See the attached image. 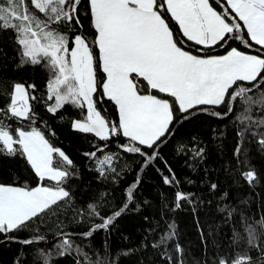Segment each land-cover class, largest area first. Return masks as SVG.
<instances>
[{
    "label": "snow or ice",
    "instance_id": "6c2138e0",
    "mask_svg": "<svg viewBox=\"0 0 264 264\" xmlns=\"http://www.w3.org/2000/svg\"><path fill=\"white\" fill-rule=\"evenodd\" d=\"M82 17L89 22L87 34ZM6 32L19 58L17 68L39 67L48 76L40 95L34 83L13 82L10 91L4 88L0 103V157L23 161L25 171L37 180L35 186L23 179L0 183V243L22 246L14 264H52L63 258H72L74 264H119L121 255L137 251L111 256V231L124 215L149 204L145 200L141 205L135 198L141 174L162 159L160 150L177 127L198 115L225 119L235 114L238 163L242 152L247 155L246 134L257 138L264 153V0H0V35ZM218 49L224 54H214ZM106 102L114 106L118 119L102 108ZM37 104L60 122L70 121L73 131L94 137L95 151L83 155L94 163L98 181L118 185L125 178L130 165L122 153L142 158L119 207L110 190L100 191L86 207L74 204L67 185L79 178V169L53 143L56 134L37 112ZM113 140L117 150L109 151ZM192 140L191 146L178 143L176 154L202 160L205 148L199 147L196 137ZM164 165L168 175L157 168L163 184L177 189L170 211L181 209L185 202L195 211L202 201L181 191L175 172L167 161ZM241 178L250 187L259 179L254 168L242 172ZM217 188L211 185V191ZM227 196L225 192L222 199ZM69 211L71 222L86 223L87 230L65 231ZM219 211L231 221L237 209L225 205ZM239 215L242 231L232 228L231 245L239 249L243 244V249L214 255L211 264H264V213L253 222L246 213ZM165 225L152 247L164 246L161 258L167 264H185L178 239L175 261L167 251L177 236L175 221ZM42 228L55 233L54 251L40 247L51 243ZM158 228L159 222L147 234ZM98 232L105 236V254L96 248L93 259L85 250L92 245L81 246L74 237L91 241ZM200 232L207 256L206 238ZM21 233L29 235L21 239ZM29 246H36L31 261L23 250Z\"/></svg>",
    "mask_w": 264,
    "mask_h": 264
},
{
    "label": "trees",
    "instance_id": "16d2710c",
    "mask_svg": "<svg viewBox=\"0 0 264 264\" xmlns=\"http://www.w3.org/2000/svg\"><path fill=\"white\" fill-rule=\"evenodd\" d=\"M212 2V0H210ZM170 19V17H169ZM84 25L83 32L89 31V22L82 17ZM173 23V28L178 31V26ZM10 33L0 35V103H3V90H11L13 82L22 84H35L40 95L45 91V84L48 79L47 72L39 67L25 66L17 68L19 58L15 52V46L10 39ZM233 47L238 44H233ZM243 50V46L239 45ZM214 54L223 55V50H216ZM108 114L112 119L116 117L114 106L111 103H105ZM36 110L42 119L46 120L55 132L53 143L63 150L79 169V178L69 181L67 187L72 192L74 204L77 207H86L87 203L98 198L102 190H110L115 198V206L119 207L124 201V189L132 184L143 162L138 155L122 153L130 165V170L125 174V178L118 185H113L111 181L104 183L98 181L97 173L92 170L95 166L92 161L83 155L85 152L95 151L93 146L94 137L91 134L85 136L72 130L70 121L60 122L57 117L47 113L43 104H37ZM71 111V110H70ZM226 111V109H221ZM71 115L79 118L78 114L71 112ZM234 115L225 119H216L209 115H198L194 119L179 125L175 136L171 137L168 143L160 150L162 159L157 160L154 165L149 166L141 174V183L135 191V198L138 203L143 205L145 200L148 205H143L139 212L132 211L124 215L117 222V227L111 231L108 240L110 255L115 256L117 252L128 249H137L130 256H120L119 264H167L161 258L164 246L154 249L152 243L159 239L161 233L166 231L165 221H175L177 226V236L169 241L167 245L168 254L176 260L177 253L175 245L177 239L184 249L185 264H204L205 259L211 264L212 257L224 255L226 253H235L242 250V244L239 249L231 245L232 228L242 231L240 225V212L246 213L250 217V222L260 218L264 213V153L259 151L256 139L250 134H246L243 147L247 150V155L241 153L239 163L235 156V149L238 143L236 134L237 125L234 123ZM192 137L197 138L199 147L205 148L204 158L202 160H193L188 155H177L175 148L178 143L191 146ZM120 143L124 142L121 138ZM102 143V142H101ZM109 151H116V141L113 140L109 146ZM164 161H167L175 172L179 180V189L183 192L193 193V199L202 201L198 203L195 211L193 206L184 203L183 207L175 212L170 211L174 205L175 187H167L163 184L161 175L157 168L163 170L164 175H168ZM123 162V161H122ZM254 168L258 175V183L250 187L242 178L241 173ZM17 179L27 180L28 184L35 186L36 178L25 171L23 161L0 157V183L10 184ZM192 181L193 183H188ZM215 183L218 188L215 192L211 191V185ZM227 192V199H222L223 194ZM163 193V196L161 195ZM112 199V197H109ZM241 201H246L242 203ZM167 204V209L163 205ZM225 205L237 209L231 221L227 218V213L219 211ZM135 209V204L132 205ZM163 209V210H162ZM105 214H110L105 212ZM72 212L69 211L65 223L68 225L65 231L83 232L87 230L88 224H76L72 221ZM148 216V222L144 217ZM163 217V218H162ZM63 219V217H62ZM199 221V223H197ZM159 222V228L151 235L147 234L148 228H155ZM206 238L207 256L205 255L204 245L201 243V232ZM42 233L47 235L51 243L41 244L40 247L53 249L56 237L54 232H49L47 228L41 229ZM29 233H21L20 238H27ZM147 236V240L144 237ZM124 237H128L127 240ZM104 233L98 232L91 241H82L79 237H74L75 242L81 244H91L92 247L86 248L95 259L94 249L99 248L104 255L102 247ZM2 239V238H0ZM146 243L147 248L142 247ZM36 246L25 247L23 250L29 254ZM22 246L16 243H0V264H14V258L20 252ZM256 255L255 252L252 253ZM52 264H74L72 258H63L53 260Z\"/></svg>",
    "mask_w": 264,
    "mask_h": 264
}]
</instances>
